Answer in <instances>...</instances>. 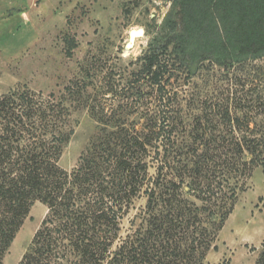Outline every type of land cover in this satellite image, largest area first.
<instances>
[{"label":"trees","instance_id":"16d2710c","mask_svg":"<svg viewBox=\"0 0 264 264\" xmlns=\"http://www.w3.org/2000/svg\"><path fill=\"white\" fill-rule=\"evenodd\" d=\"M261 58L264 0H171L131 63L129 82L145 81L154 109L141 128L128 115L105 120L71 171L58 160L74 86L61 97L24 85L0 94V264L36 201L48 211L20 264H204L244 181L264 170V90L237 73ZM214 67L227 89L201 103L180 139L175 81ZM141 194L140 223L119 239V219ZM254 264H264V244Z\"/></svg>","mask_w":264,"mask_h":264},{"label":"rangeland","instance_id":"374dc122","mask_svg":"<svg viewBox=\"0 0 264 264\" xmlns=\"http://www.w3.org/2000/svg\"><path fill=\"white\" fill-rule=\"evenodd\" d=\"M4 4L6 16L13 17L10 26L0 22L1 52L8 55L4 60L0 58V94L22 89L24 85L32 91L43 92L44 96L53 92L61 97L64 86H74L67 102L69 116L65 118V125H61L66 132L73 131L61 149L58 160L61 168L71 171L79 164L80 156L85 154L105 120L111 122L122 114L128 115V122L136 121V127L144 125L146 113L154 109L153 95L144 80L131 86L130 72L135 68L131 63L157 31L171 0H4V3L0 0V11ZM22 8L33 16L34 28L30 27L31 22L25 23L20 18ZM135 28H142L144 34L136 38L132 47L126 48L129 32ZM71 44H74L72 48ZM250 64L251 67H242L237 73L252 78L251 85L258 84L263 93L264 58L252 60ZM195 73L188 81L179 78L174 84L178 92L175 112L180 110L176 114V123H180L176 132L180 139L190 135L201 103L206 98L209 102L216 98L219 89H227L228 79L221 74L222 69H196ZM76 84L84 86L79 94L75 92ZM137 86L141 96L137 94ZM191 100L194 106L189 105ZM155 163L149 168L152 175L156 172ZM185 195L202 205L201 201ZM145 202L146 197L141 194L123 211L119 239L131 235L140 223L136 214ZM47 211L46 205L39 201L30 206L1 264H20ZM119 239L110 251L120 244ZM263 244L264 170L258 166L244 181L243 190L238 192L204 264H254ZM58 261L65 264L66 260Z\"/></svg>","mask_w":264,"mask_h":264},{"label":"crops","instance_id":"0c3cea01","mask_svg":"<svg viewBox=\"0 0 264 264\" xmlns=\"http://www.w3.org/2000/svg\"><path fill=\"white\" fill-rule=\"evenodd\" d=\"M2 2L4 3V0H2ZM5 4L4 5H2V10L0 11V22H2L3 23V26L5 25V23H6V25L7 26H10L11 24V18L13 17V16H6V14H5V12H4V10H5ZM19 16H20V18H22L23 19V22H27V23H29V22H31V25H30V27H32V28H34L35 27V24H34V22H33V16H31V15H29L28 14V11H27V9L26 8H22L21 10H20V12H19ZM4 21H6V22H4ZM11 21V22H10ZM0 46H1V44H0ZM2 46L0 47V58H2L3 60H4V58L5 57H8V55H5L3 52H1L2 50Z\"/></svg>","mask_w":264,"mask_h":264},{"label":"bare ground","instance_id":"6f19581e","mask_svg":"<svg viewBox=\"0 0 264 264\" xmlns=\"http://www.w3.org/2000/svg\"><path fill=\"white\" fill-rule=\"evenodd\" d=\"M143 34H144V30H143L142 28H140V30L137 29V28L130 30V32H129V38H131V39H130V44H132V46H133L134 43H135L136 38H137L138 36L143 35ZM128 40H129V39H128ZM127 42H128V41H127ZM127 42H126V43H127ZM132 46H131V47H132Z\"/></svg>","mask_w":264,"mask_h":264},{"label":"water","instance_id":"95a60500","mask_svg":"<svg viewBox=\"0 0 264 264\" xmlns=\"http://www.w3.org/2000/svg\"><path fill=\"white\" fill-rule=\"evenodd\" d=\"M139 30H140V29H139ZM130 39H131V38H129L128 42H127L126 45H125L126 48H130V47L132 46V44H130Z\"/></svg>","mask_w":264,"mask_h":264}]
</instances>
